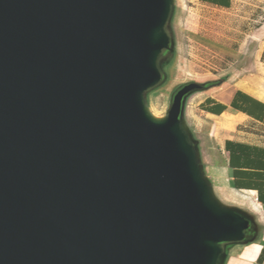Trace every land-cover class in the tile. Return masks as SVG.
I'll list each match as a JSON object with an SVG mask.
<instances>
[{
    "label": "water",
    "instance_id": "95a60500",
    "mask_svg": "<svg viewBox=\"0 0 264 264\" xmlns=\"http://www.w3.org/2000/svg\"><path fill=\"white\" fill-rule=\"evenodd\" d=\"M176 0H0V264H226L256 217L222 201L179 85Z\"/></svg>",
    "mask_w": 264,
    "mask_h": 264
},
{
    "label": "rangeland",
    "instance_id": "374dc122",
    "mask_svg": "<svg viewBox=\"0 0 264 264\" xmlns=\"http://www.w3.org/2000/svg\"><path fill=\"white\" fill-rule=\"evenodd\" d=\"M184 3L185 9L176 0L172 20L176 46L167 66V80L148 94L152 112L164 115L175 89L190 81H220V85L229 86L241 82L264 95V0H233L229 8L188 0ZM208 122L211 123L208 128H211L213 122ZM190 127L200 143L202 141L206 173L218 184L212 170L220 153L218 143L197 132L195 125ZM214 189L225 203L253 213L259 225L260 214L247 203L228 197L225 188Z\"/></svg>",
    "mask_w": 264,
    "mask_h": 264
},
{
    "label": "crops",
    "instance_id": "0c3cea01",
    "mask_svg": "<svg viewBox=\"0 0 264 264\" xmlns=\"http://www.w3.org/2000/svg\"><path fill=\"white\" fill-rule=\"evenodd\" d=\"M188 1L219 8H229L233 3ZM185 115L197 132L218 143L220 158L212 165L218 179L214 187L250 194L263 213L258 219L257 239L234 247L226 264H264V95L241 82L214 86L192 94ZM208 121L213 122L211 128Z\"/></svg>",
    "mask_w": 264,
    "mask_h": 264
},
{
    "label": "bare ground",
    "instance_id": "6f19581e",
    "mask_svg": "<svg viewBox=\"0 0 264 264\" xmlns=\"http://www.w3.org/2000/svg\"><path fill=\"white\" fill-rule=\"evenodd\" d=\"M178 1L181 3V6L185 9L186 6H185V3H184V0H178ZM226 195L228 197L230 196V198H233V197L234 198H239L241 201L247 203L255 212L259 213L260 216H261V214H263L261 212L260 206L258 204H256L255 199L250 194L245 193V192L233 191V192H227Z\"/></svg>",
    "mask_w": 264,
    "mask_h": 264
},
{
    "label": "flooded vegetation",
    "instance_id": "af4514ba",
    "mask_svg": "<svg viewBox=\"0 0 264 264\" xmlns=\"http://www.w3.org/2000/svg\"><path fill=\"white\" fill-rule=\"evenodd\" d=\"M191 82V81H190ZM196 82H198V81H196Z\"/></svg>",
    "mask_w": 264,
    "mask_h": 264
}]
</instances>
